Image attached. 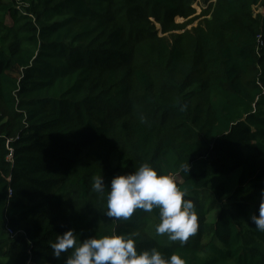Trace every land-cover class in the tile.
<instances>
[{"label": "trees", "instance_id": "1", "mask_svg": "<svg viewBox=\"0 0 264 264\" xmlns=\"http://www.w3.org/2000/svg\"><path fill=\"white\" fill-rule=\"evenodd\" d=\"M210 1L0 0V264H65L71 250L57 259L50 245L69 229L81 242L128 234L186 264H264L250 221L264 190V12L215 0L197 15ZM144 163L193 201L187 241L155 235L157 209L105 215L93 178L107 189Z\"/></svg>", "mask_w": 264, "mask_h": 264}, {"label": "clouds", "instance_id": "2", "mask_svg": "<svg viewBox=\"0 0 264 264\" xmlns=\"http://www.w3.org/2000/svg\"><path fill=\"white\" fill-rule=\"evenodd\" d=\"M91 188L100 194L107 190L105 215L111 219L128 220L137 210L157 209L156 236L183 243L198 230L199 217L193 201L186 198L187 193L173 176L158 173L150 163L142 164L135 172L114 177L107 189L102 177L95 176ZM261 201L258 215H251L250 221L258 231L264 232V190ZM50 247L57 259L71 250L65 264H186L178 254L165 257L156 249L138 251L133 236L116 232L81 242L78 234L69 229L58 235Z\"/></svg>", "mask_w": 264, "mask_h": 264}, {"label": "rangeland", "instance_id": "3", "mask_svg": "<svg viewBox=\"0 0 264 264\" xmlns=\"http://www.w3.org/2000/svg\"><path fill=\"white\" fill-rule=\"evenodd\" d=\"M212 3V6L214 5V3H215V0H212V1H210L208 4H203V3H199V4H197L196 3V5H195V7H194V9L197 11V15H199L200 14V12L202 11V10H206L207 8H208V5H210ZM210 8V7H209ZM208 8V9H209ZM212 8V7H211ZM207 9V10H208ZM210 10V9H209ZM208 10V11H209ZM264 12V0H261V3L259 4V6L258 7H256V8H254V14L255 15H258V14H262ZM6 23L7 24H10V20L8 19V18H6ZM177 22H183V20L182 19H178L177 20ZM198 22H196V23H194L193 25H195V24H197ZM192 25V26H193ZM216 211L214 212V217L216 216Z\"/></svg>", "mask_w": 264, "mask_h": 264}, {"label": "built area", "instance_id": "4", "mask_svg": "<svg viewBox=\"0 0 264 264\" xmlns=\"http://www.w3.org/2000/svg\"><path fill=\"white\" fill-rule=\"evenodd\" d=\"M11 195H12L11 191H8V197H11Z\"/></svg>", "mask_w": 264, "mask_h": 264}]
</instances>
